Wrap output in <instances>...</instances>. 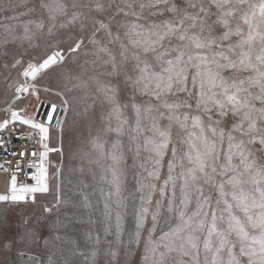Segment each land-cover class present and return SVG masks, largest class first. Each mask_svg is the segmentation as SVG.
I'll return each mask as SVG.
<instances>
[{
    "label": "snow or ice",
    "instance_id": "obj_1",
    "mask_svg": "<svg viewBox=\"0 0 264 264\" xmlns=\"http://www.w3.org/2000/svg\"><path fill=\"white\" fill-rule=\"evenodd\" d=\"M40 6L48 9L52 21L56 20V14L63 16L68 11L60 0H56L55 7L41 0ZM79 6L88 7L86 4ZM13 7L9 4L5 11ZM71 7L75 9L78 5L74 2ZM108 9L112 13L110 19L121 15L132 18L117 20L115 34L109 24L95 22L98 24L95 31L104 30L109 42L120 46L119 63L111 49H99L108 59L98 67L111 66L110 72H100V75L123 74L132 89L131 100L122 104L117 86L92 77L98 86L97 91L109 105L104 117L109 123L104 131L117 135L112 145L113 152L109 154L114 165L110 181L114 193L110 192L109 196L121 192L120 176L115 167L124 160L120 137L127 135L130 144L134 145V148H128L129 152L134 151V160L142 150L150 154L139 167L147 172L145 179L156 180L172 144V129L176 127L186 133L178 141L187 146L180 160H186L190 166L180 164L179 179L183 184L179 206L173 207V199L167 202V212L175 211L177 223L156 239L152 236L156 232L163 200H157L155 209L151 211L152 227L148 229L146 252L151 253L152 264H264V0H109L107 9L97 0L96 11ZM31 11L33 9H29ZM82 16L87 19V14L73 12L68 22L80 21L83 28ZM159 17L163 19H157ZM18 18L11 17L14 20ZM30 25L40 30L44 23L42 20H29L23 24V39L29 41L34 35ZM55 26L53 23L48 28L49 34ZM60 27L64 24L61 23ZM121 29L127 44L121 38ZM91 42L96 43L95 40ZM83 43L77 38L69 50L75 53ZM129 47L135 50L131 53L135 76L126 70L121 71L128 63ZM149 55L155 63L147 58ZM63 60L60 51H53L39 59L33 57L26 67L21 59H15L11 65L12 68L21 66L22 71L18 75L25 81L9 85L14 89L13 98L3 109L6 115L0 121V133L10 132L19 139H35L43 150L29 151L25 146L19 151L9 152L7 145L11 140L0 136V149L20 158L12 171L0 164V170L9 173L8 194L0 195V202H25L32 194L30 198L34 203V194L49 192L45 161L50 152L59 151L49 147L52 118L49 117L48 124L38 122L28 114L26 107L17 106L16 102L22 99L21 93L39 99L40 81L52 66ZM241 72L249 74L239 77ZM137 96L147 99L137 102ZM64 103L68 105V101ZM129 108L133 112L132 123L125 111ZM113 120L115 127L112 126ZM164 120L167 124L162 126L161 121ZM17 122L19 126H28L31 131L18 132ZM225 141L226 149L223 147ZM94 147L102 152L104 146L97 143ZM171 152L172 159L167 162L168 178L159 190L161 197L170 182L175 188L176 178L172 176L178 152L175 144H172ZM25 156L36 158L39 165L36 167L32 160L27 165L28 168L35 167L31 173L35 181L32 185L20 183L17 175L23 171L21 161ZM148 161L152 163V170L146 168ZM5 163L11 161L6 160ZM56 175L59 176V172ZM140 183L141 189H148V194L141 197L135 213L136 243H139L140 230L150 214L151 194L156 191L154 183ZM205 185L216 190L214 202L211 194H205ZM193 189L198 198L195 210L189 213ZM62 203L66 201L61 199L57 185L54 207L58 208ZM82 206L91 208L87 197ZM108 207L105 203L104 208ZM52 210L47 206L44 208L47 213ZM121 231L118 216L117 236ZM29 239L35 242L39 238L29 236ZM55 239L60 240L61 237L57 234ZM94 242L99 244V237ZM111 255L115 259L116 253ZM148 258L146 255L145 260Z\"/></svg>",
    "mask_w": 264,
    "mask_h": 264
},
{
    "label": "rangeland",
    "instance_id": "obj_2",
    "mask_svg": "<svg viewBox=\"0 0 264 264\" xmlns=\"http://www.w3.org/2000/svg\"><path fill=\"white\" fill-rule=\"evenodd\" d=\"M43 2L55 7L56 0H43ZM60 2L67 6V14L63 16L56 14V20L52 21L49 19L48 9L40 6L41 0H0V121L6 115L3 109L9 106L13 98L14 89L9 88V85L17 81L21 83L25 81V78L18 75V72L22 71L21 66L11 67L14 60L21 59L24 62L23 66L26 67L27 62L33 57L39 59L50 55L53 51H60L64 56V60L52 66L40 81L39 99L25 94L16 102L17 106L26 107L28 114L31 115H37L41 111L39 108L42 104L61 111L57 120L59 127L57 124L51 125L52 135L49 141V147L59 151L49 153L48 193H37L34 203L32 200L18 203L0 202V264H49V258L51 264H152V255L146 252L148 229L152 227L151 211L155 209L156 201L162 199L163 206L153 239L158 238L163 231H168L177 223L175 211L167 212V202L173 199V207L176 208L182 198L183 181L179 179L180 164L183 163L185 167L190 165L186 160H180L187 146L181 145L178 141L186 133L180 132L176 127L172 129V144L178 149L176 167L172 172V176L176 178L175 188L170 182L163 197L160 196L159 190L164 187V181L168 178L167 162L172 159V144L169 145L159 170V179L151 180V178L145 179L147 172L139 167L141 163H145L146 157L150 154L142 150L140 156L134 160V151H128V148L130 146L134 148V145L130 144L127 135L120 137L124 160L115 167L120 176L121 192L119 195L109 196L110 192L114 193L110 183L113 179L114 165L109 154L113 152L112 145L117 135L114 132L104 131L109 123L104 119L109 105L103 95L97 91L98 86L92 77H99L102 83L117 86L118 98L122 104L131 100L132 89L123 74L100 75V72H110L111 66L98 67L103 60L108 59L99 49L103 47L111 49L119 63L120 46L119 43H110V38L104 30L95 31L98 28L95 22L103 21L109 24L115 34L117 20L132 18L121 15L116 19H110L112 14L110 9L104 12L95 10L97 0H60ZM74 2L78 5L75 9L71 7ZM98 2L107 9L109 0H98ZM9 4L14 7L5 11ZM85 4L88 7L79 6ZM29 9L33 11L29 12ZM73 12L87 14V19L81 17L83 28L80 21L68 22ZM12 16L19 18L14 20L11 19ZM29 20H42L44 23L43 29L40 30L30 25V30L34 33L30 41L23 39V24ZM53 23L56 26L49 34L48 28ZM61 23L64 27H60ZM120 35L127 44V39L123 37V29L120 30ZM77 38L82 39L84 43L81 49L74 53L69 50V46L73 45ZM93 40L96 41L95 44L91 42ZM132 51L135 50L129 47V60L125 69L121 71L126 70L129 75L135 76L136 73L132 69L134 63L131 59ZM147 58L155 63L151 55ZM248 74L241 72L238 76L243 77ZM180 95L183 97V94ZM142 99L146 100L147 97H136L137 102ZM65 101H68V105L64 103ZM125 111L132 123L131 108ZM36 121L48 124L44 119L39 118ZM115 124L113 120L112 126L115 127ZM165 124H167L166 120L161 121L162 126ZM97 143L103 144L102 152L94 147ZM223 147L227 148V141ZM152 167V163L148 161L146 168L152 170ZM57 172L59 176L56 175ZM140 182L154 183L156 191L151 194L150 214L145 220L144 228L140 230L139 243H136L135 213L139 209L141 197L148 194L147 188L141 189ZM57 185L61 199L66 201L58 208L54 207ZM204 192L211 194L213 202L216 200L217 193L214 188L205 185ZM85 197L91 208L82 206ZM197 198L198 193L194 189L191 190L192 203L189 205V213L195 210ZM105 203H108V209L104 208ZM45 206L52 208V212H45ZM118 216L122 225L119 236H117ZM25 219H27L26 224ZM57 234L61 237L60 240L55 239ZM29 236H36L39 239L33 242ZM97 237L100 240L99 244L94 242ZM112 252L116 253L115 259L111 255ZM146 255L149 257L148 260H145ZM202 260L203 255H201Z\"/></svg>",
    "mask_w": 264,
    "mask_h": 264
},
{
    "label": "built area",
    "instance_id": "obj_3",
    "mask_svg": "<svg viewBox=\"0 0 264 264\" xmlns=\"http://www.w3.org/2000/svg\"><path fill=\"white\" fill-rule=\"evenodd\" d=\"M17 131L22 133H27L31 131V129L28 128V126H19L17 122ZM0 136H3L5 139H10L11 143L7 145L9 152L12 151H19L22 149V147H27L29 151L36 149L38 151H42L43 149L40 148V145L36 143V140H28L25 139H19L16 135L6 132V133H0ZM20 158L17 156H11L8 153H5L3 149H0V164H4L5 167L9 168L10 171L15 169V165L17 163V160ZM11 161V163H5V161ZM32 160V162L35 164L36 167H38V161L36 158H31L29 156H25L23 160L21 161V167L23 171H20L17 173L19 182L20 183H27L29 185H32L35 183L34 180L31 178V173L35 171V167L28 168L27 165L29 161ZM48 161H49V154L47 157V160L45 161V166L48 168ZM27 174V175H26ZM8 172H4L0 170V195L8 194ZM37 194V193H36ZM34 194V195H36ZM31 195L29 194V199L27 201H31ZM26 201V202H27Z\"/></svg>",
    "mask_w": 264,
    "mask_h": 264
},
{
    "label": "water",
    "instance_id": "obj_4",
    "mask_svg": "<svg viewBox=\"0 0 264 264\" xmlns=\"http://www.w3.org/2000/svg\"><path fill=\"white\" fill-rule=\"evenodd\" d=\"M41 109L40 112H38V114L36 115L37 119H44L45 122L49 123V117L51 116V125L56 126L57 124V120H58V116L60 114V110L58 108H54L51 106H47V105H41V107L39 108V110ZM43 115H45V117H43Z\"/></svg>",
    "mask_w": 264,
    "mask_h": 264
},
{
    "label": "bare ground",
    "instance_id": "obj_5",
    "mask_svg": "<svg viewBox=\"0 0 264 264\" xmlns=\"http://www.w3.org/2000/svg\"><path fill=\"white\" fill-rule=\"evenodd\" d=\"M28 82H31L30 79H29ZM20 95H21V97H22V96L25 95V94L21 93ZM60 113H61V111H60ZM59 115H61V114H59ZM32 116L35 118V120H37L36 114H34V115H32Z\"/></svg>",
    "mask_w": 264,
    "mask_h": 264
}]
</instances>
